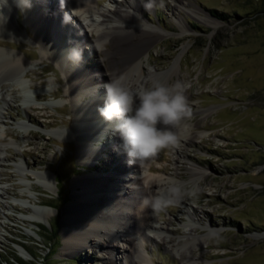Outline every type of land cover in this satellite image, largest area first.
I'll use <instances>...</instances> for the list:
<instances>
[{"label":"rangeland","instance_id":"1","mask_svg":"<svg viewBox=\"0 0 264 264\" xmlns=\"http://www.w3.org/2000/svg\"><path fill=\"white\" fill-rule=\"evenodd\" d=\"M122 1L97 0V8ZM173 1L177 0H150L140 18L164 36L149 48L144 68L163 74L179 65L178 74L189 86L187 100L192 116L186 120L192 131L203 136L182 150L186 160L177 165L172 146L150 158L155 169L152 177L174 176L185 185L178 201L154 207L155 212L149 214L151 223L169 225L171 241L162 242L160 232H146L142 264H192L188 262L189 251L195 259L193 264H264V0H182L184 8L179 15L173 12ZM196 12L208 15L218 26L201 23ZM58 19L53 28L65 25L66 38L76 39L59 40L62 49L63 43H71L66 63L76 59L79 67H107L97 54L95 41L90 50H79L90 31L85 25L88 19L81 23L84 29H69L73 22L64 10ZM14 24V33L0 32V49L14 52L33 69L21 86L28 96L8 80L3 93L9 105L0 103L1 156L5 158L0 166V194L7 192L0 196V264H17L16 258L26 264H108L100 248L85 246L78 252L64 249L62 210L73 201L71 183L76 178L95 176L109 185V178H113L116 185L126 188V178L136 175L128 170L124 151L111 142V134L118 138L119 134L111 132L112 127L105 122L100 123L102 131L92 132L96 141L89 145L97 149L98 156L94 160L77 158V142L67 134L74 123V103L67 95L65 80L68 73L54 59L41 58L43 51L31 39L22 5H17ZM77 52L79 59L74 54ZM176 79L173 76L170 82ZM159 80L153 77L148 88ZM90 90L97 97H106L103 84ZM34 95L39 96L35 99ZM96 96H85V100L97 101ZM205 110L209 112L203 113ZM191 161L207 170L200 186L188 184ZM17 164L30 180L18 173ZM35 173L48 176V187L32 175ZM160 192L157 197L171 200ZM47 209L51 210L49 218L44 216ZM191 209L196 210L199 223L221 231L209 236L205 247L190 242L186 260H182L177 250L183 247V228ZM34 215L41 220L34 224L22 220ZM54 228L55 236L46 233ZM196 233L200 236L207 230ZM116 245L122 249L121 243ZM115 255L119 258L115 264H123V253L116 251Z\"/></svg>","mask_w":264,"mask_h":264},{"label":"bare ground","instance_id":"2","mask_svg":"<svg viewBox=\"0 0 264 264\" xmlns=\"http://www.w3.org/2000/svg\"><path fill=\"white\" fill-rule=\"evenodd\" d=\"M18 1L24 8L27 23L31 27L33 34L31 39L43 51L41 58L54 59L57 65L68 73L65 80L67 95L74 103V123L67 134L77 142V158L83 160L97 157L99 154L97 149L91 148L89 145L96 141L92 132L98 133L97 131L103 128V126L100 127V123L103 121L99 117L97 109L103 105L106 97H97L90 90V87L104 85L109 80L121 78L126 87L138 94L141 90L148 88L153 77L158 76L160 80L156 84L170 88L181 85L185 89L186 97L189 96V86L183 83L184 81L178 74L179 65L172 67L163 74L149 72L144 68V62H148L149 59V48L157 40L164 37L158 30L140 19L144 10L150 5V0H123L120 3H115L112 7L101 9L97 8V0H27L28 6H26V0ZM173 2V12L179 15V10L184 8L182 0ZM0 4V32L14 33L16 31L14 14L18 4L15 0H0ZM61 10L67 12L68 18L73 22L71 25L69 24V29H73L74 26H77L78 29H84L81 23L88 19L85 25L90 29V31L88 30L89 35L87 34L85 42L79 46V50L81 52L90 50L95 41L99 46L97 54L102 57V61L106 62L107 67L100 64L93 68L79 67L76 59L71 64L65 62L69 58L66 50L69 49L68 45L71 43H63L62 49L59 47V40L66 38L64 33L67 26L63 25L56 29L57 26L54 25L53 28L54 21L59 20ZM195 14L201 23L211 28L218 26V23L208 15L200 16L197 12ZM67 40L76 42L73 36ZM66 44L67 46H65ZM32 66L25 59L15 55L14 52L0 49V103L9 105L3 93L4 83L12 80L21 92L23 90L21 86L24 84L28 72L33 69ZM173 76H177V79L170 82ZM22 92L24 97L28 96L27 91ZM88 95L96 96L97 101L90 100L87 102L85 96ZM38 96L34 95V98L36 99ZM16 97L14 96L13 99L16 100ZM26 104L30 106L28 103ZM188 105L190 104L188 103ZM25 109L31 108L25 107ZM1 110L0 104V114ZM204 112L209 111L205 110ZM25 117L29 118L26 113ZM192 129L193 126L187 120L183 122L182 127L174 129L180 137L178 143L172 146L175 165L179 164L181 160H186L181 156L182 150L194 142L195 138L203 136L201 133H195ZM107 132L110 133V131ZM101 134L102 137L105 136L103 132ZM120 139L117 135L111 134L112 144L116 143V147L123 152ZM1 145L2 143H0V166L5 161V158L1 156ZM123 155H125L128 170L130 169L136 175L135 178H126V188L116 185V180L113 178H109V185L95 176L76 178L71 183L73 201L62 210L64 216L62 221L64 249L66 251L78 252V249L85 246L87 248H100L101 254L106 256L105 260L108 264L118 262L119 258L115 254L116 251H121L125 257L123 264H142L145 262L143 244L146 241V232L151 231L152 233L154 231L167 234L159 235L161 241L165 243L171 241L168 238L169 225L161 226L157 223H151L152 218L149 214L152 211L155 212L153 205L158 191L168 194L171 200L178 201L177 196L170 190L176 186L181 189L185 183H178L174 176H169L166 179L152 177L151 173L155 172V169L151 165L150 158L134 160L130 163L125 152ZM16 168L24 179H29L21 164H17ZM187 171L189 173L188 184L193 186H200L207 174L206 168L198 166L192 161ZM32 175L43 180L45 186L48 185L46 182L49 181V178L46 174L35 173ZM114 187L117 189L114 190ZM29 188L33 190L31 185ZM6 194L7 192L4 190L0 196L3 197ZM25 209L28 210L27 207ZM190 211H188L189 221L183 228L185 234V239L182 241L183 247L177 250V254L182 260H186L188 249L186 247L190 242L201 243L205 247L206 239L221 231L202 225L196 220V210L191 209ZM50 214L51 210L44 211L46 218H49ZM41 218L34 215L30 219L22 220L34 224L39 222ZM198 229H206L207 233L199 236L196 233ZM116 242L122 244V249L116 245ZM25 251L26 249L23 248L22 253L24 255L27 254L24 253ZM190 253L191 251L188 253L190 255L188 262L194 263L195 259L191 257Z\"/></svg>","mask_w":264,"mask_h":264},{"label":"clouds","instance_id":"3","mask_svg":"<svg viewBox=\"0 0 264 264\" xmlns=\"http://www.w3.org/2000/svg\"><path fill=\"white\" fill-rule=\"evenodd\" d=\"M74 54L80 58L79 52ZM103 88L106 99L97 112L101 120L119 134L122 150L130 163L155 157L161 150L178 143L180 137L174 129L182 127L191 115L184 87L154 84L137 94L126 87L121 78H116ZM170 191L177 197L181 194L179 186ZM170 203V199L156 197L153 206L159 209Z\"/></svg>","mask_w":264,"mask_h":264},{"label":"trees","instance_id":"4","mask_svg":"<svg viewBox=\"0 0 264 264\" xmlns=\"http://www.w3.org/2000/svg\"><path fill=\"white\" fill-rule=\"evenodd\" d=\"M225 16V15H224ZM51 207V206H50ZM53 207V206H52ZM46 233H48V235H54L55 236V234H56V229L54 228L53 230H49V229H47V231H46ZM47 237H50V236H47ZM27 252H30V251H28L27 250ZM32 254V253H31ZM16 261H17V264H26V263H24L22 260H20V259H18V258H16ZM30 264H36V263H30ZM42 264H46V263H44V262H42Z\"/></svg>","mask_w":264,"mask_h":264}]
</instances>
